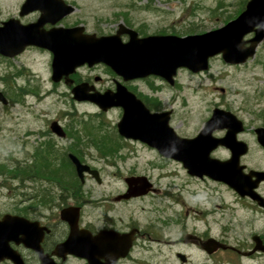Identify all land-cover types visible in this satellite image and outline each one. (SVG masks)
<instances>
[{
	"label": "flooded vegetation",
	"instance_id": "obj_1",
	"mask_svg": "<svg viewBox=\"0 0 264 264\" xmlns=\"http://www.w3.org/2000/svg\"><path fill=\"white\" fill-rule=\"evenodd\" d=\"M106 1L108 7L110 2H113L114 6L115 0H0V37L14 41V45L15 41L25 37L37 39L47 36L49 40H59L66 35L65 39L81 40L89 35L102 37L115 34L120 26L135 32L140 38L190 35L181 30L176 31L173 25H164V17L170 14L164 9L171 4L170 0H118L116 13L112 15L109 14V8L103 4ZM246 2L247 0H243L239 7H235L227 21L238 17ZM196 5L197 1L186 0V5L180 9V18L185 20L195 15ZM227 21L225 20V23ZM158 23L162 26L153 25L158 26ZM110 24L114 25L112 31L107 29ZM252 37L253 34H250L246 39ZM120 39L126 42L129 35L121 34ZM29 53L47 56L51 73V53L35 46H26L12 58L0 55V68L6 72L23 69V64L19 61ZM82 69L93 74L83 77L85 73L79 72ZM109 76L111 75L101 65L90 69L81 68L74 74L78 80L74 79V83L67 88L86 82L96 91L103 92L114 88V79L111 80L110 86L104 88ZM134 93L150 111H163L161 108L150 107L137 92ZM8 104L0 103L2 106ZM236 117L242 122V130L236 134V140L244 145L236 146L238 156L235 162L243 174L240 180L248 185L243 190L248 191L251 196H240L222 182L207 176H190L184 171L185 183L189 186L186 192L198 203L192 200V205H189L187 210L171 211L160 221V217L156 216L160 213L159 208L161 209L156 181H173L174 175L153 179L149 175L131 170L122 177L115 178L117 187H110L113 178H109L104 185L105 179L100 177V169L90 166L98 171L99 177L87 175L85 181H89L91 186L87 187L86 196V192L82 190L84 181L79 189L77 187L67 190L69 195L64 197L69 200L48 203L43 207V211H36L34 195H24L23 199L13 204L15 208L0 210V221L4 216L10 215L37 223L30 228L32 231H25L16 237L9 225L3 226L0 231V243L4 245L7 241V246L10 247L9 255L17 258V264H264V178L245 177L252 171L264 173V147L257 143L255 135L257 128H264V114L252 115L248 121ZM225 134L226 130L213 132L215 138H223ZM68 138L70 139L66 135V138L60 140ZM122 143L126 148L135 144L145 147L142 143L128 140H123ZM114 150L117 151L114 148L110 153ZM231 156L232 153L225 147H217L210 152V157L222 162ZM238 173L239 171L237 176ZM112 175L115 176V173ZM139 177H144L146 182H149L146 194L124 198L128 191H139ZM190 186L196 189L193 190ZM173 187V183H167L164 196L169 193L168 189ZM221 187L232 194V203L223 201ZM199 191L203 196L196 194ZM38 205L42 206L40 203ZM148 205L156 216V223L166 224L174 222L172 220L182 214L184 217L189 213L192 215L189 222L184 221L183 230H179L178 237L174 235L161 241L158 236L161 235L160 229L165 225H143L139 209L143 210V206ZM68 206L79 208L78 228L72 235L71 247L66 246L65 242L73 232L71 233L67 222L59 217L60 210ZM207 206L209 208H206ZM85 208L93 211L85 213ZM15 239H23L25 243H16ZM209 239L217 241L220 247L207 243ZM0 264L16 262L4 259Z\"/></svg>",
	"mask_w": 264,
	"mask_h": 264
},
{
	"label": "rangeland",
	"instance_id": "obj_2",
	"mask_svg": "<svg viewBox=\"0 0 264 264\" xmlns=\"http://www.w3.org/2000/svg\"><path fill=\"white\" fill-rule=\"evenodd\" d=\"M170 1L171 4L164 9L170 13L164 17V25H173L176 31L181 30L184 34H200L221 27L243 0H195L198 3L194 9L195 15L185 20L180 18V9L186 5V0ZM116 2L118 0H115L114 6L113 2H110V7L107 1L103 3L109 8L111 15L116 13L118 5ZM97 4L96 1V6ZM153 25L162 26L161 23H158V26ZM107 29L112 31L114 25L110 24V28ZM19 62L23 64L24 71L21 69L17 72H6L0 68V91L9 103L7 106L0 105L1 211L15 208L13 204L23 199L24 195H32L35 190L39 192L43 190L52 197L54 195L57 197L58 188L51 181L36 179L22 184L15 175L17 168L34 161L36 148L44 149L45 143H53L57 147L56 153L50 155L49 159L67 181L71 178L70 171L60 162V156L65 155L68 150L73 152L78 150L85 164L99 168L100 177L105 179L104 185L109 178H113L110 187H117L118 182L115 178H120L131 170L149 175L153 179L174 175L173 181L161 179L156 181L159 188L158 202L161 207L160 213L156 216L160 217V221L171 211L187 210L188 206L192 205V200L198 203L186 192L189 186L185 183V173L179 163L162 159L155 151L138 144L127 145L128 148L125 145L115 148L117 138L107 131L114 129L120 117V110L111 109L107 113H99L97 108L89 103L72 101L63 84H53L50 81L47 56L29 53L21 57ZM79 72L85 73L83 77L93 74L83 69ZM106 79L104 88L111 85L114 77L109 76ZM174 82L170 88L158 79L147 78L127 83V86L137 92L150 107L170 110L169 125L179 136L193 137L208 118L211 109L215 107L228 110L245 121L250 120L252 115L264 114V40L258 46L254 57L243 65H227L220 56H217L210 59L206 72L191 74L180 70ZM52 121H57L68 132L79 130V124L89 121L84 125V130L88 132L76 133V137H80L78 142L75 139L60 140L49 132V124ZM90 140H96L99 144L115 148L117 151L100 155ZM56 158L59 162L55 160ZM169 182L173 183L174 187L169 188V193L164 196L165 186ZM89 186L91 183L85 181L82 189L86 192L85 196ZM190 187L196 189L194 186ZM220 193L223 201L232 203L233 197L230 192L221 187ZM196 194L202 195V192ZM51 196L48 195V198ZM143 208L139 209L143 225H165L159 232L161 235L158 237L161 241L174 235L178 237L179 230H183L184 221L189 222L192 215L189 213L184 217L182 214L175 217L172 220L174 222L162 224L156 223V216L150 211L149 205ZM43 210H45L43 207L36 208V211ZM88 211L93 210L85 208V213Z\"/></svg>",
	"mask_w": 264,
	"mask_h": 264
},
{
	"label": "water",
	"instance_id": "obj_3",
	"mask_svg": "<svg viewBox=\"0 0 264 264\" xmlns=\"http://www.w3.org/2000/svg\"><path fill=\"white\" fill-rule=\"evenodd\" d=\"M122 27L113 36L96 38L84 36L81 40L62 39L49 40L46 37L37 39L24 38L14 41L0 37V54L12 57L20 53L25 46H36L48 50L52 54L51 80L58 83L61 79L66 85L72 83L68 76L75 69L87 65L103 64L123 81L142 79L149 76L162 78L169 84L173 83L176 70L186 68L193 73L205 71L208 68V59L221 55L222 60L228 64H241L254 55L255 47L264 38V0H250L239 17L222 28L201 35L179 38L176 36H149L137 38L130 33L128 42L122 43L119 35ZM254 32V37L243 41V37ZM248 46H244L245 44ZM92 87L81 83L71 88L73 100L77 102L88 101L95 104L102 112L113 107L123 109V116L117 123L118 134L126 139L138 140L155 148L165 157L179 161L192 176L222 181L239 194L245 195L243 188L246 184L240 180L242 174L236 166V146L242 143L236 141V134L242 130V124L230 112L215 109L211 118L204 124L203 129L193 139H180L168 127L169 114H151L144 105L129 93L119 83L115 92L107 91L103 94L93 92ZM0 102L6 103L0 93ZM226 130L221 139L211 136L214 130ZM50 130L58 137H64L63 130L56 122L51 123ZM258 143L264 147V129L255 130ZM244 145V144H243ZM218 146L230 150L232 157L226 162H219L209 158V153ZM68 158L75 167L77 177L82 181L84 172L96 176L82 165L73 155ZM238 176H237V172ZM252 175L264 178L263 172H251ZM249 177V176H248ZM136 193H128L124 198L133 195H143L142 181ZM145 184V183H144ZM251 196V195H250ZM261 203V202H260ZM262 204V203H261ZM78 209L64 208L60 217L66 221L71 229V237L65 243L71 247L72 235L77 229ZM28 224L20 218H3L0 222V231L3 226L9 225L14 236L24 233ZM213 242L210 240L208 243ZM6 242L0 243V260L9 257ZM15 259V258H14Z\"/></svg>",
	"mask_w": 264,
	"mask_h": 264
},
{
	"label": "trees",
	"instance_id": "obj_4",
	"mask_svg": "<svg viewBox=\"0 0 264 264\" xmlns=\"http://www.w3.org/2000/svg\"><path fill=\"white\" fill-rule=\"evenodd\" d=\"M46 153H51L53 152L52 148L47 147L45 149ZM69 163L65 158H63L62 163ZM66 163V164H67ZM15 175H17V179H19L20 183H23L24 180H30L33 178H43L46 179L47 181H51V183H53L55 186H57L58 188V192L59 195L63 196L65 194L68 193L67 190H70L71 187H74V185L72 183H69L65 180V176L61 175L57 170H54L53 168H51V163H49L48 161L43 160L41 161V164H31L30 166H25V167H21V168H17L15 170ZM47 191V190H46ZM48 195H51L50 193L46 192ZM58 197L59 201L61 200L62 202H64V197ZM54 198V197H52ZM56 200V198H55ZM50 200H48L47 198H43V203L44 202H49ZM53 201V200H52Z\"/></svg>",
	"mask_w": 264,
	"mask_h": 264
}]
</instances>
